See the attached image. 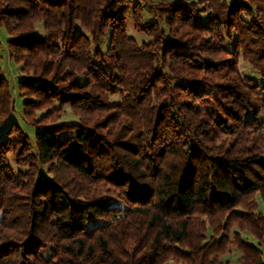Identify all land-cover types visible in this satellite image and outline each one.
<instances>
[{"label":"trees","instance_id":"1","mask_svg":"<svg viewBox=\"0 0 264 264\" xmlns=\"http://www.w3.org/2000/svg\"><path fill=\"white\" fill-rule=\"evenodd\" d=\"M156 1L0 0V264H264V0Z\"/></svg>","mask_w":264,"mask_h":264},{"label":"rangeland","instance_id":"2","mask_svg":"<svg viewBox=\"0 0 264 264\" xmlns=\"http://www.w3.org/2000/svg\"><path fill=\"white\" fill-rule=\"evenodd\" d=\"M158 1L159 0H157L156 2H158ZM189 1H194V0H189ZM229 1L231 2V0H229ZM145 16H146V19L149 20L153 17V13L148 11V9H146ZM247 19H249V18L247 17ZM77 28H78V32H83V29L81 28L80 23H78ZM38 32H43L41 26L38 27ZM129 34L131 37L137 39L139 42L147 40V38L145 36L139 35L136 32H134L133 30H130ZM9 38H10L9 35L6 33L4 28L0 27V41L3 43V47L0 50V57H1L0 64L3 68L4 75L8 78V80L11 83V86L13 89V96H14V105H15V109H16V111L12 114L11 119L17 120L21 124L23 129L32 138H34L37 129L34 126H32L31 124H29L28 122H26L22 116V107L20 105V99L18 98V93H17V89H16L17 82L21 77V67L18 64H16L11 59V57L9 55V50H8L7 45H6V42ZM104 46L106 47L107 43H105ZM229 48H230V50H233V45L230 44ZM239 67H240V71L242 72V74L245 77L252 78V79H254L260 83L262 82L259 74L251 67V65L248 62H245L243 60V58H240V66ZM111 99H112V101H120V96L115 95V96H112ZM64 110H65V112L62 114V118L59 121L60 123L61 122H73V121L78 119L73 115V113L71 112L69 107H65ZM39 115H40V113H39ZM9 124H10V120H7L6 122H4L3 129H2L3 132H2L1 137L5 136V131L9 127ZM220 135H221V137L227 136L225 131H221ZM13 165L16 168V170H21V171L26 170V168H23V169L17 168L15 163H13ZM43 169L46 171L47 167H43ZM255 199L258 201V203L260 205V211L262 213H264V205L262 203L260 196L257 195ZM209 230H211V229H209ZM211 235H212V233L209 232V236H211ZM243 237L249 243L254 244L255 246H259V242L257 240H255L254 238H252V236L249 233H246V232L243 233ZM261 248L264 251V243H263V245H261ZM241 257H242V254L235 247H231L230 252L223 256L222 261L224 263L228 262L229 264H243L241 261ZM168 264H171V263H168Z\"/></svg>","mask_w":264,"mask_h":264}]
</instances>
